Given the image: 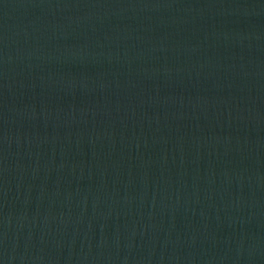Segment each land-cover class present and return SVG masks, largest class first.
Returning a JSON list of instances; mask_svg holds the SVG:
<instances>
[{
    "label": "water",
    "instance_id": "95a60500",
    "mask_svg": "<svg viewBox=\"0 0 264 264\" xmlns=\"http://www.w3.org/2000/svg\"><path fill=\"white\" fill-rule=\"evenodd\" d=\"M0 264H264V0H0Z\"/></svg>",
    "mask_w": 264,
    "mask_h": 264
}]
</instances>
